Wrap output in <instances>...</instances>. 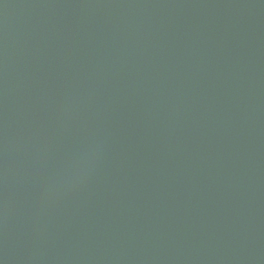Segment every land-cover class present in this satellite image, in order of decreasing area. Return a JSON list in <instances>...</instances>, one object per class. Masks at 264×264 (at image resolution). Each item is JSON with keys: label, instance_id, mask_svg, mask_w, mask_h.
<instances>
[{"label": "water", "instance_id": "obj_1", "mask_svg": "<svg viewBox=\"0 0 264 264\" xmlns=\"http://www.w3.org/2000/svg\"><path fill=\"white\" fill-rule=\"evenodd\" d=\"M0 264H264V0H0Z\"/></svg>", "mask_w": 264, "mask_h": 264}]
</instances>
